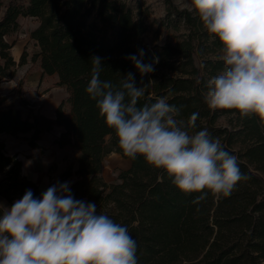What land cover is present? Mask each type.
I'll list each match as a JSON object with an SVG mask.
<instances>
[{
	"label": "trees",
	"instance_id": "trees-1",
	"mask_svg": "<svg viewBox=\"0 0 264 264\" xmlns=\"http://www.w3.org/2000/svg\"><path fill=\"white\" fill-rule=\"evenodd\" d=\"M164 4L165 25L179 37L149 49L141 43L144 23L122 0H0V81L13 79L16 67L24 64L23 58L18 64L13 60L5 39L17 32L20 18H31L37 27L29 36L38 47L32 60L43 75H57V86L68 93L53 119L41 114L24 117L20 108L0 109V136H26L30 149L38 150L43 136L59 129L51 145L74 151L76 168L67 167L57 181L49 178L48 188L72 181L74 199L94 203L98 214L126 226L137 243L138 264H264V124L254 115L208 108L206 82L224 70L220 42L194 11L178 8L174 0ZM140 50L145 63L158 58L155 71L143 77L127 59ZM94 56L101 58L102 80L118 85L127 73L135 74L136 86L144 88L138 107L167 96L168 103L180 109L178 120L189 134L207 129L210 138L219 139L225 151L237 156L247 179L228 197L209 193L194 204L199 193L178 190L166 172L142 157H126L114 130L86 93ZM193 113L199 116L195 127H189ZM110 153L129 161L130 167L120 172L117 182L107 184L101 172ZM21 168L17 156L7 155L0 141L3 207H11L29 189L34 198L41 197L38 185Z\"/></svg>",
	"mask_w": 264,
	"mask_h": 264
},
{
	"label": "clouds",
	"instance_id": "clouds-1",
	"mask_svg": "<svg viewBox=\"0 0 264 264\" xmlns=\"http://www.w3.org/2000/svg\"><path fill=\"white\" fill-rule=\"evenodd\" d=\"M182 6L194 11L221 45L224 70L206 82L208 108L254 115L264 124V0H190ZM143 57V50L127 57L141 77L158 63ZM91 60L86 93L126 157H142L166 172L178 190L199 193L194 204L209 193L228 197L247 179L237 156L207 129L189 134L167 96L138 107L144 88L136 86L135 74L127 73L117 85L100 78L99 56ZM198 116H190L189 127ZM0 207V264H138L137 243L127 227L98 214L94 203L74 199L68 182L52 185L40 198L26 190L10 208Z\"/></svg>",
	"mask_w": 264,
	"mask_h": 264
},
{
	"label": "rangeland",
	"instance_id": "rangeland-1",
	"mask_svg": "<svg viewBox=\"0 0 264 264\" xmlns=\"http://www.w3.org/2000/svg\"><path fill=\"white\" fill-rule=\"evenodd\" d=\"M122 2L131 10L134 18L140 19L146 27V33L141 38L142 45L154 49L177 41L178 32L165 25L164 0H122ZM174 3L178 8H184L182 5L190 3V0H174ZM18 25L17 32L5 40L12 46L10 55L13 60L18 64L23 58L24 64L16 67L13 79L0 81V109L20 108L24 117L41 114L53 119L55 110L67 99L68 93L65 88L57 86L59 81L57 75H43L38 62L32 60L38 53V47L29 35L37 27L36 20L20 18ZM64 108L69 113V107L65 105ZM59 133L60 130L55 129L44 135L39 142L38 150L30 149L25 141L26 136L15 138L1 135L0 141L4 143L7 155L17 156L25 177L43 180L51 178L57 181L60 173L67 167L76 168L74 151L59 150L51 145L53 140L58 138ZM129 167V161L116 153H110L103 162L101 177L107 184L115 183L120 172L128 170ZM67 182L70 184L72 181ZM4 206L10 208L7 204Z\"/></svg>",
	"mask_w": 264,
	"mask_h": 264
},
{
	"label": "crops",
	"instance_id": "crops-1",
	"mask_svg": "<svg viewBox=\"0 0 264 264\" xmlns=\"http://www.w3.org/2000/svg\"><path fill=\"white\" fill-rule=\"evenodd\" d=\"M27 178L39 186L40 195H42V193L48 189L49 178L44 180L41 178L36 179L29 176H27Z\"/></svg>",
	"mask_w": 264,
	"mask_h": 264
}]
</instances>
